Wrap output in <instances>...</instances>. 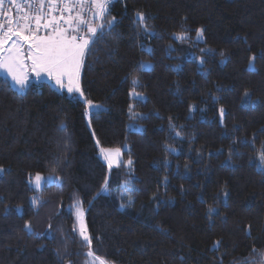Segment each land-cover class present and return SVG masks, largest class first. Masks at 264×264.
Masks as SVG:
<instances>
[{"label": "trees", "instance_id": "obj_1", "mask_svg": "<svg viewBox=\"0 0 264 264\" xmlns=\"http://www.w3.org/2000/svg\"><path fill=\"white\" fill-rule=\"evenodd\" d=\"M110 15L80 77L100 107L0 75V264H86L77 201L109 264H262L264 0H113ZM40 173L55 180L36 189Z\"/></svg>", "mask_w": 264, "mask_h": 264}, {"label": "snow or ice", "instance_id": "obj_2", "mask_svg": "<svg viewBox=\"0 0 264 264\" xmlns=\"http://www.w3.org/2000/svg\"><path fill=\"white\" fill-rule=\"evenodd\" d=\"M112 3L113 0H25L22 4L18 0H0V71L10 76L21 90L29 86L30 78L47 77L68 94H78L89 110L100 107L84 97L80 77L91 46L105 35V29H112L116 23L115 17L110 15ZM13 9L20 15L14 16ZM137 17L139 26L149 32L144 14L137 13ZM203 32V28L198 30V38H202ZM251 59L254 61L255 56ZM132 83L136 85L139 81L133 79ZM133 94L139 96V93ZM248 95L246 92L245 96ZM219 113L223 118L224 109L220 108ZM64 127L62 124L61 128ZM171 128L175 130V125ZM175 135L180 133L175 132ZM101 152L109 168L121 155L120 149H101ZM255 159L258 160L257 167L264 170V150ZM127 163L131 165L132 162L129 160ZM41 180L37 174V188ZM128 183L125 181L126 186ZM103 190H108L107 183ZM33 201L37 202L35 198ZM70 210H74L80 225L79 235L89 247L86 264H109L91 249L92 237L87 232L81 202L71 205ZM214 211L210 208L209 215ZM25 227L31 230L30 224ZM219 244L220 241L215 242L216 247Z\"/></svg>", "mask_w": 264, "mask_h": 264}, {"label": "rangeland", "instance_id": "obj_3", "mask_svg": "<svg viewBox=\"0 0 264 264\" xmlns=\"http://www.w3.org/2000/svg\"><path fill=\"white\" fill-rule=\"evenodd\" d=\"M18 2H20V3H22L23 4V0H18ZM13 11H14V16H19L20 15V13H17L16 12V10L15 9H13ZM41 34H43V33H41ZM13 39H15V37L13 38ZM11 43V41L9 42V44ZM0 75H2V76H5V77H7V78H9L10 80H11V77L10 76H7L3 71H0ZM36 81H49L56 89H58L59 91H61V92H66V90H61V89H59L55 84H54V82L51 80V79H49V78H47V77H43V78H41V79H35V78H30V81H29V86L33 83V82H36ZM11 82H12V84H13V86L17 89V90H19V91H21V92H23V91H25L27 88H25V89H23V90H21L20 88H19V86L18 85H16L12 80H11ZM81 83V82H80ZM67 93V92H66ZM69 95H71V96H74V95H78V94H75V93H73V94H69ZM125 148H127V145L125 146ZM111 149H120V152H121V155H120V157H119V159H118V161H114V163H113V165L112 166H116V165H118L122 160H123V149H121V148H111ZM40 176H41V178H42V180H41V182H40V187L39 188H37L36 186H35V177L31 180V183H32V185H33V187L34 188H36V189H41L42 187H43V185H44V183H46V182H53L54 180H55V178L53 177V176H51V175H45V174H39ZM262 264H264V261L262 262Z\"/></svg>", "mask_w": 264, "mask_h": 264}, {"label": "crops", "instance_id": "obj_4", "mask_svg": "<svg viewBox=\"0 0 264 264\" xmlns=\"http://www.w3.org/2000/svg\"><path fill=\"white\" fill-rule=\"evenodd\" d=\"M25 2V0H23V3Z\"/></svg>", "mask_w": 264, "mask_h": 264}]
</instances>
